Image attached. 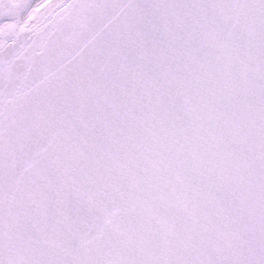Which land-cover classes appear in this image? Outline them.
<instances>
[{"label": "snow or ice", "instance_id": "1", "mask_svg": "<svg viewBox=\"0 0 264 264\" xmlns=\"http://www.w3.org/2000/svg\"><path fill=\"white\" fill-rule=\"evenodd\" d=\"M0 264H264V0H0Z\"/></svg>", "mask_w": 264, "mask_h": 264}]
</instances>
